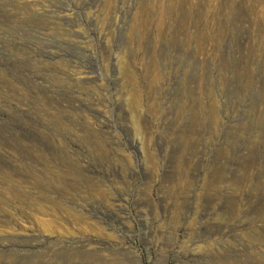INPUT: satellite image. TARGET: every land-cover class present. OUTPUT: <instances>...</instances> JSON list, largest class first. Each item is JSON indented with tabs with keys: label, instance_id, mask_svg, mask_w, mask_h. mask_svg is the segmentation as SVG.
I'll list each match as a JSON object with an SVG mask.
<instances>
[{
	"label": "rangeland",
	"instance_id": "rangeland-1",
	"mask_svg": "<svg viewBox=\"0 0 264 264\" xmlns=\"http://www.w3.org/2000/svg\"><path fill=\"white\" fill-rule=\"evenodd\" d=\"M0 196L23 262L264 256V0H0Z\"/></svg>",
	"mask_w": 264,
	"mask_h": 264
},
{
	"label": "bare ground",
	"instance_id": "bare-ground-1",
	"mask_svg": "<svg viewBox=\"0 0 264 264\" xmlns=\"http://www.w3.org/2000/svg\"><path fill=\"white\" fill-rule=\"evenodd\" d=\"M35 177H38V176H35ZM33 177V178H35ZM43 177V176H42ZM61 177V176H60ZM39 178V177H38ZM45 178V177H44ZM50 178H53V177H50ZM55 178V177H54ZM59 178V177H58ZM56 178L54 179L53 181H50V182H44V181H37L36 184L40 183V186L41 188L44 190L42 192L43 194V201L45 202H49V198L48 196L46 195L48 193V191H50L52 188H55L54 185H57L58 183H60L61 179L59 178ZM63 178V177H62ZM5 179V178H4ZM2 179V180H4ZM32 179V178H31ZM37 180V179H36ZM50 180V179H49ZM31 181V180H30ZM64 181V180H63ZM3 182V181H2ZM27 182V181H26ZM29 182V181H28ZM35 182V181H34ZM76 182V181H75ZM84 182L87 183V181L85 180ZM8 183V182H7ZM34 184V183H33ZM51 184V185H50ZM53 184V185H52ZM80 188V187H79ZM90 189V188H89ZM92 189V188H91ZM94 189V188H93ZM35 190V189H33ZM55 190V189H53ZM79 192V191H78ZM41 193V192H40ZM84 193V192H83ZM40 195V194H39ZM52 195V194H51ZM56 195V194H55ZM62 197V196H61ZM60 197V198H61ZM58 199V198H57ZM62 199V198H61ZM66 199V197H65ZM18 201H21V199L18 197L17 198ZM53 201V200H52ZM57 201V200H56ZM68 201V200H67ZM62 202V201H61ZM5 201L1 198L0 196V211L2 210L3 208V205H4ZM36 203V202H35ZM63 203V202H62ZM51 204V203H50ZM54 204V203H53ZM68 204V203H67ZM66 204V205H67ZM56 205V204H55ZM60 205V204H58ZM57 205V206H58ZM62 205V204H61ZM63 207V206H62ZM70 207V206H69ZM45 209V208H44ZM50 209V208H49ZM60 209V208H58ZM57 209V210H58ZM68 209V208H67ZM41 210V209H40ZM38 210V211H40ZM46 210V209H45ZM56 210V211H57ZM44 211V210H41V212ZM64 211V210H62ZM72 211V210H71ZM70 211V213H71ZM75 211V209H74ZM17 212V211H16ZM21 212V211H20ZM45 212V211H44ZM43 212V213H44ZM69 212V211H68ZM39 213V212H38ZM48 213V212H47ZM53 213V212H52ZM42 214V213H40ZM46 214V212L44 213ZM55 214V212L53 213ZM64 214H67L66 212ZM77 214V213H76ZM79 214V213H78ZM21 215V214H20ZM22 215H26L25 213ZM81 215V214H80ZM69 216L71 217V214H69ZM23 217V216H22ZM73 217V216H72ZM79 216H76L75 215V218H77ZM17 218H18V215H17ZM21 218V217H20ZM11 240V239H10ZM9 241H7L8 243ZM12 242V241H10ZM16 242V241H15ZM20 242V241H19ZM25 242V241H24ZM23 242V243H24ZM11 244V243H9ZM20 244V243H19ZM27 244V242H26ZM25 245V243H24ZM85 245V244H84ZM97 246V245H96ZM210 247V246H199L197 248V250H195L196 252L199 251L201 253H204L205 254V259L203 260L204 263L203 264H264V256H256L254 254H251L250 256H248L245 260L239 258L238 256H234V255H230V254H225V255H221V254H214V253H210L211 251H207V248ZM90 248V247H89ZM96 249V248H95ZM54 250V249H53ZM74 250V249H73ZM78 250V249H77ZM76 250V251H77ZM81 250V249H80ZM93 250V249H92ZM91 250V252H92ZM51 251V250H50ZM66 251V250H65ZM85 251V250H84ZM10 252V251H9ZM55 252V251H54ZM53 252V253H54ZM63 252V251H61ZM71 252V251H70ZM54 253V254H50L46 253V254H41L39 255L38 257L32 259V260H29V261H25L23 262L22 260L19 261L17 260L16 258H12L10 255H7V254H0V263L3 262V263H6V264H60L61 261H64L65 264H80V263H86V264H90V263H94L95 261H99L100 260V256H98L96 253H80L77 251V253ZM87 252V250H86ZM101 252V251H100ZM198 252V253H199ZM4 253V252H3ZM104 253V252H103ZM102 253V254H103ZM12 254V253H11ZM16 255V254H15ZM17 256V255H16ZM19 257V256H18ZM33 257V256H32ZM30 258V257H29ZM203 258V257H202ZM20 259V258H19ZM201 260V259H200ZM202 261V262H203ZM96 262V264H97ZM100 262V261H99ZM115 263V262H114ZM104 264H109L108 262L104 263ZM115 264H122L121 262L119 263H115Z\"/></svg>",
	"mask_w": 264,
	"mask_h": 264
}]
</instances>
